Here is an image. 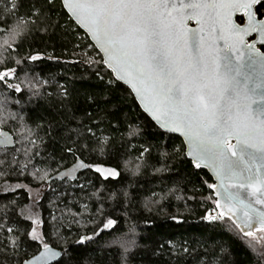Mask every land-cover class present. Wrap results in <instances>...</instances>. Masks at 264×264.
I'll use <instances>...</instances> for the list:
<instances>
[{
  "label": "trees",
  "instance_id": "16d2710c",
  "mask_svg": "<svg viewBox=\"0 0 264 264\" xmlns=\"http://www.w3.org/2000/svg\"><path fill=\"white\" fill-rule=\"evenodd\" d=\"M0 26V72L11 74L0 81V136L10 138L0 144L7 264L45 243L63 252L54 264H264L258 235L206 218L216 215L212 176L143 111L61 0H0ZM18 184L46 190L35 200Z\"/></svg>",
  "mask_w": 264,
  "mask_h": 264
},
{
  "label": "snow or ice",
  "instance_id": "6c2138e0",
  "mask_svg": "<svg viewBox=\"0 0 264 264\" xmlns=\"http://www.w3.org/2000/svg\"><path fill=\"white\" fill-rule=\"evenodd\" d=\"M63 3L70 7L78 21L90 25L102 46L106 45L109 60L135 70L134 74L126 72V75L139 81L141 88L135 90L141 93V98L147 99L145 94H150L153 107L163 112L166 119L162 126L175 125L173 131L186 129L196 153L195 166L200 167L204 162L223 178L222 192L218 194L225 201L223 208L232 214L219 211L218 215L206 218L231 220L249 237L253 236L254 226L264 228V71L257 72L258 68L264 69V54H259V50L254 53L249 45H244L246 57L237 59L226 52L223 76H213L208 71L214 61L210 46H204L203 37L195 29L190 30L186 41L181 28L186 19L201 15L213 18L220 6L240 5L248 10L249 27L240 29L234 25V29L264 35V19H256L257 13L253 11L255 6L264 4V0H63ZM177 5L191 11L172 17L173 11H179ZM12 7L15 9V3ZM164 12L172 19H166ZM30 59L34 61L39 57ZM6 76V72H0V81ZM219 79L224 81L223 88L216 83ZM8 87L21 91L19 85L9 84ZM232 139L236 142L230 145ZM8 142L5 137L0 144ZM106 171L115 172L110 168ZM208 187L216 188V185ZM220 208L218 200L212 211ZM114 223L109 219L103 227L107 229ZM29 235L34 240L39 239L35 227ZM87 239L92 237H82L79 242ZM15 243L12 241L13 245ZM43 247L48 252L35 257L36 261L43 260L47 264V260L59 255L51 251L47 243ZM7 255V251L0 248V264H7L2 259Z\"/></svg>",
  "mask_w": 264,
  "mask_h": 264
},
{
  "label": "water",
  "instance_id": "95a60500",
  "mask_svg": "<svg viewBox=\"0 0 264 264\" xmlns=\"http://www.w3.org/2000/svg\"><path fill=\"white\" fill-rule=\"evenodd\" d=\"M63 3V0H61ZM63 6L65 10L68 12L70 17L74 20V22L79 26L81 30H83L92 43L95 45V47L100 52L103 62L105 66L114 74V77L120 81L121 83L125 84L127 87L130 88L132 93L134 94L136 100L138 101L139 105L143 109V111L164 131L179 136L186 148V155L187 157L192 161L193 165L195 166V160H196V153L194 152V145L190 143L189 135L186 134V129L180 128L179 130H171L175 125L169 124L167 127L162 126L164 120L166 119L165 115L162 111H157L153 107L152 98L150 94L148 95L147 99L141 98V93L137 92L136 88H141V85L139 81L133 80L131 76L126 75V72H132L134 74L135 70L132 68H128L127 65H117L112 60H109V55L105 51V46H102L101 41L97 39L96 35L93 34L90 25L87 24V22L84 21H78L77 18L72 14L70 7H66L63 3ZM177 9L179 11H173L172 17H180L181 15H186L187 12L191 11L190 9H180V6L177 5ZM247 9L240 5H225L220 6L217 8L216 13H214L213 18H209L207 15H201L198 16L196 19H186L181 25L184 39L187 41L190 38V30H197L198 35L203 37L202 43L205 47L210 46V51L213 53L214 61L212 64V67L208 69V71L213 75L216 76L219 74L221 77L224 73V54L226 52H231L232 56L234 58H240V57H246V50L244 45L251 46V50L255 53L256 50H259V54H264V51L259 49L260 45H264V35H262L258 31H252L249 30L246 34L243 32H237L234 29V25H238L240 29H245L248 26V17H247ZM253 11H256V6L253 8ZM165 18L168 20H171L172 17L167 16V12H164ZM243 16L245 21L243 23H240L238 20V17ZM256 19H260L258 17V14L256 15ZM264 19V18H263ZM6 31V28L0 26V32ZM251 37H254L250 40ZM105 61H108V63H105ZM243 62V61H241ZM123 68V70H122ZM245 71L247 69H244ZM264 69H257V72H262ZM218 86L220 88H223L224 81L223 79H219L216 81ZM241 102L243 101V98L241 99ZM256 105L253 104L252 108H255ZM7 137V135H6ZM7 139L10 141V138L7 137ZM235 140H230V145L235 144ZM196 167V166H195ZM197 169L206 170L209 172V174L213 178V185H216V188H212L217 200L220 201L221 208L218 209V211H225L226 215H231L232 213L227 212V209L223 208V205L225 201L223 200V197L219 195L218 193L222 192V189L220 187L223 178L217 174V171L214 169L211 165H206L204 162H201L200 167H196ZM72 168L70 170H67L65 172L60 173L57 177H66L69 176L72 172ZM51 179H48L47 182H50ZM227 183V182H225ZM258 187V185H256ZM259 207V205H257ZM236 209H233V212H235ZM233 220L236 219V216L232 217ZM237 223H240V221H237ZM255 231L253 232V236L256 235L259 231H264V228H260L259 226H254ZM246 231L248 229H245ZM243 233V232H242ZM49 249L51 251H54L58 253L59 255L55 259H49L47 260V264H54L63 256V252L60 249H57L55 247L49 246ZM48 250H46L44 247L33 257L26 261H31L32 264H45L43 260L36 261L35 257L39 256L41 253H46ZM24 264V263H23Z\"/></svg>",
  "mask_w": 264,
  "mask_h": 264
},
{
  "label": "rangeland",
  "instance_id": "374dc122",
  "mask_svg": "<svg viewBox=\"0 0 264 264\" xmlns=\"http://www.w3.org/2000/svg\"><path fill=\"white\" fill-rule=\"evenodd\" d=\"M10 75H11V74H8L7 76H8V77H11ZM101 171H102V170H101ZM102 172H103L104 174H108V173H110V172L105 171V170H103ZM18 185H19V187H25V188L30 192L31 196H32L35 200L40 199L41 196L43 195L44 191L46 190V187H45V186H42V187H39V188H32V187H30V186H28V185H26V184H18ZM15 187H17V185H16ZM36 225H39V223L36 222ZM36 232H37V234L39 235V230H37ZM256 235H258L259 239H260L262 242H264V239H261V237H264V231H259ZM260 240H259V241H260Z\"/></svg>",
  "mask_w": 264,
  "mask_h": 264
},
{
  "label": "flooded vegetation",
  "instance_id": "af4514ba",
  "mask_svg": "<svg viewBox=\"0 0 264 264\" xmlns=\"http://www.w3.org/2000/svg\"><path fill=\"white\" fill-rule=\"evenodd\" d=\"M260 6V5H259ZM259 6H256V11H257V8L259 7ZM262 13H263V10H262ZM262 13H258V11H257V14H258V17L260 18V19H263L264 18V14H262ZM241 17V21H239L240 23H243L244 21H245V19H244V17L243 16H240ZM239 18V17H238ZM254 37H251L250 38V40L251 39H253ZM259 49L260 50H262V51H264V45H260L259 46ZM5 137L6 136H0V141H2V140H4L5 139ZM9 141V140H8ZM9 143V142H8ZM8 143H6V144H8ZM2 145H5V144H2Z\"/></svg>",
  "mask_w": 264,
  "mask_h": 264
},
{
  "label": "built area",
  "instance_id": "2783aa9c",
  "mask_svg": "<svg viewBox=\"0 0 264 264\" xmlns=\"http://www.w3.org/2000/svg\"><path fill=\"white\" fill-rule=\"evenodd\" d=\"M215 208H216V207H215ZM215 208H214V209H215ZM218 212H219V211L217 210V212H214V213H212V214H216V215H218Z\"/></svg>",
  "mask_w": 264,
  "mask_h": 264
}]
</instances>
